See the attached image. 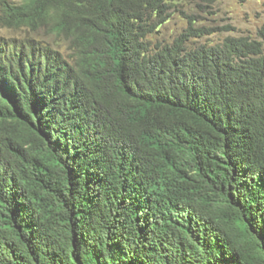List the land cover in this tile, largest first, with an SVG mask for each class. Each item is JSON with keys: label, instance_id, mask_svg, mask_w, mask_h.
Wrapping results in <instances>:
<instances>
[{"label": "trees", "instance_id": "16d2710c", "mask_svg": "<svg viewBox=\"0 0 264 264\" xmlns=\"http://www.w3.org/2000/svg\"><path fill=\"white\" fill-rule=\"evenodd\" d=\"M176 1L0 0V264H264V43Z\"/></svg>", "mask_w": 264, "mask_h": 264}, {"label": "rangeland", "instance_id": "374dc122", "mask_svg": "<svg viewBox=\"0 0 264 264\" xmlns=\"http://www.w3.org/2000/svg\"><path fill=\"white\" fill-rule=\"evenodd\" d=\"M20 2L21 0H11ZM171 17L148 39L154 43H170L188 26V20H194V27H203L210 34L201 38H191V46L198 44H215L226 36H248L263 40L264 2L263 0H180L174 2ZM0 35L11 38H36L45 43L57 42L58 37L45 29L32 31L26 27L7 28L0 22ZM65 52L66 45L60 41L57 45Z\"/></svg>", "mask_w": 264, "mask_h": 264}]
</instances>
